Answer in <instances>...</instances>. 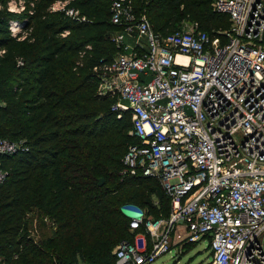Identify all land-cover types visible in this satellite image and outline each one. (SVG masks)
Returning a JSON list of instances; mask_svg holds the SVG:
<instances>
[{"label":"built area","instance_id":"2783aa9c","mask_svg":"<svg viewBox=\"0 0 264 264\" xmlns=\"http://www.w3.org/2000/svg\"><path fill=\"white\" fill-rule=\"evenodd\" d=\"M11 3L22 2L8 0L17 12ZM68 3L50 10L87 21ZM212 9L229 23L219 37L193 23L163 37L130 0L111 2L119 51L99 66L97 93L115 99L117 118L130 115L135 142L120 175L156 181L169 202L158 217L121 207L133 236L113 248L114 264H151L200 241L209 264H264V0H213ZM17 150L0 138V156Z\"/></svg>","mask_w":264,"mask_h":264},{"label":"trees","instance_id":"16d2710c","mask_svg":"<svg viewBox=\"0 0 264 264\" xmlns=\"http://www.w3.org/2000/svg\"><path fill=\"white\" fill-rule=\"evenodd\" d=\"M15 1L19 12L0 0V138L18 145L0 156V264H114L113 248L133 236L121 206L158 217L169 202L156 181L120 175L135 142L130 115L117 118L115 99L97 93L99 66L119 51L113 0H69L85 22L51 11L57 0ZM130 1L163 37L183 20L212 39L229 26L213 0ZM35 217L54 229L38 243L28 235Z\"/></svg>","mask_w":264,"mask_h":264},{"label":"rangeland","instance_id":"374dc122","mask_svg":"<svg viewBox=\"0 0 264 264\" xmlns=\"http://www.w3.org/2000/svg\"><path fill=\"white\" fill-rule=\"evenodd\" d=\"M15 4L16 3H11L8 5V9H12L13 11L17 12L21 11L20 7L23 5V3H21V5L16 4L17 6ZM190 24H192L190 21L183 20L177 25L176 28H189ZM46 223L41 225V223L37 221L36 217L33 219L31 226L28 229V235H30V232H32L34 229L36 230V232H33V240L35 243L39 242L43 234L52 232L54 230L49 226L50 223ZM1 260L2 259L0 258V263ZM209 262L210 256L207 248V241H200L185 245L180 253H177L173 247L169 252L158 256L151 264H209Z\"/></svg>","mask_w":264,"mask_h":264},{"label":"water","instance_id":"95a60500","mask_svg":"<svg viewBox=\"0 0 264 264\" xmlns=\"http://www.w3.org/2000/svg\"><path fill=\"white\" fill-rule=\"evenodd\" d=\"M101 182H102V180H101V179H99V184H101Z\"/></svg>","mask_w":264,"mask_h":264},{"label":"bare ground","instance_id":"6f19581e","mask_svg":"<svg viewBox=\"0 0 264 264\" xmlns=\"http://www.w3.org/2000/svg\"><path fill=\"white\" fill-rule=\"evenodd\" d=\"M14 32H17L16 28H14Z\"/></svg>","mask_w":264,"mask_h":264}]
</instances>
